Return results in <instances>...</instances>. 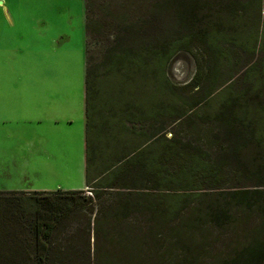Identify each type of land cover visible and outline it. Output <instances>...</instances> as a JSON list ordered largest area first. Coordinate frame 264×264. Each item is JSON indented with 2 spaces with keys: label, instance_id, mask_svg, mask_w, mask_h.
<instances>
[{
  "label": "trees",
  "instance_id": "trees-1",
  "mask_svg": "<svg viewBox=\"0 0 264 264\" xmlns=\"http://www.w3.org/2000/svg\"><path fill=\"white\" fill-rule=\"evenodd\" d=\"M114 1L86 0L87 187L98 198L102 191L115 190L117 212L107 218L118 224H127L134 212L149 219L154 229L139 226L133 230L141 241L156 240L161 234L156 228L173 223L176 232L173 237L181 245L185 262L205 259L210 252L207 241L212 228L235 226L239 214L251 218L257 215L252 224L256 236L216 258L222 264H251L264 259V181L259 177L264 169V53L255 61L252 58L264 50L263 35L258 29L260 20L264 21V0H228L218 4L207 0H135L138 10L151 8L145 15L157 31L148 21L144 28L133 20L136 10L123 3L127 0H119V4H113ZM204 11L205 19H201ZM251 12L257 13L254 21L246 17ZM161 15L163 21L158 22ZM91 40L107 42L99 60H94L90 52ZM195 45L203 49L210 66L203 75L204 69L198 64L191 80L178 88L166 76L167 63L178 51H190ZM237 48L252 58L245 71V86L236 90L234 76L230 75L216 87L225 67L234 65ZM140 66L160 69L161 78L153 91L158 101L153 115L166 111L178 121L199 108L205 107L204 112L214 109L216 103L214 116H210L221 121L228 138H234L233 145L222 155L213 157L201 147L182 144L175 137L166 138V129L162 128L140 145L121 151L120 136L134 133V129L126 125V121H131L128 116H121L117 107L106 105V92L110 87L123 86L122 78L135 77ZM203 78L211 82L207 89L202 84ZM159 97L166 101H159ZM179 101L184 109L179 108ZM249 177H255L256 187L228 186L229 181H245ZM81 191L0 190V211L7 204L4 199L10 195L27 198L24 204L17 202L20 213L12 214L18 217L11 219L20 225L26 223L19 226L22 230L0 226V264H117L110 260L113 257L110 254H105L109 260H101V249L96 244L93 256L90 248L85 253V262L66 263L65 258L75 254L53 246L54 233L64 221L58 218L56 225V208L46 209L41 201L32 198L50 194L83 196ZM67 203L70 205L71 201ZM8 208H14L11 202ZM69 211L58 213L65 218L71 215ZM95 226L93 233L97 236ZM117 233L120 241L132 238L123 228ZM139 255H146L141 247Z\"/></svg>",
  "mask_w": 264,
  "mask_h": 264
},
{
  "label": "rangeland",
  "instance_id": "rangeland-1",
  "mask_svg": "<svg viewBox=\"0 0 264 264\" xmlns=\"http://www.w3.org/2000/svg\"><path fill=\"white\" fill-rule=\"evenodd\" d=\"M224 1L228 0H207L215 4ZM123 3L136 10L133 20L147 28V21L150 20L145 11H152L151 8L141 9L140 5L141 10H138V3L135 0ZM123 3L121 1V4ZM113 4H119V0H115ZM205 15L204 11L201 19H205ZM246 15L248 20L254 21L253 16L257 13L251 12L250 15L248 13ZM161 17L162 15L158 22L163 21ZM165 18L168 19L167 16ZM150 24L155 31L158 30L154 23ZM258 29L263 35L261 41H264V21L260 20ZM110 40H113L112 37ZM87 42L86 0H0V190L56 191L80 189V185H85L80 177L82 174L85 176V173L81 170L82 152L79 147L80 128L83 125L85 127V123L76 119L73 124L76 140L71 144V157L68 160V153H65V145L62 143L60 146L54 145L50 148L55 158H49V155L43 152L37 143L36 118L39 99L46 100L48 97L46 92H52L53 87L58 108L63 107L67 98L74 107L72 111L74 118L84 114ZM106 44V41L99 43L97 40H91L89 49L94 60L100 59ZM108 45L113 44L108 42ZM263 53L264 50L252 56L253 61ZM252 58L237 48L234 65L230 68L225 67L224 75L217 81L216 87L220 86L222 80L233 75L235 89H242L245 86L243 82L245 71ZM198 64L203 67L205 75L210 61L201 47L195 45L190 51L180 50L169 59L166 76L175 86L181 88L191 80ZM136 70L132 79H121L123 86L120 84L117 88L110 87L106 92L107 106L117 107L120 110L119 114L128 116L131 121L139 120L135 123L126 121V125L131 130L133 128L134 133L120 136L121 151L130 150L137 143V146L140 145L154 131L162 128L166 129L164 133L166 138L175 137L182 144L201 147L213 157L222 155L233 145L234 138H228L227 130L221 121L210 116H214L216 103L213 104L214 109L204 112L205 107L201 110L199 108L196 113L193 112L178 121H174L172 114L166 111L153 115L158 103L153 91L161 78L160 69L140 66ZM202 84L204 89H207L211 82L203 78ZM158 99L166 101L162 97ZM179 104V108H185L180 101ZM259 177L264 181L263 168L259 172ZM255 182H257L255 177H249L245 181H229L228 186L247 185L248 188H254ZM87 191V187L82 189L83 196L50 194L32 197L33 201H41L46 209L56 208V225L58 218L64 221L54 233L53 246L75 254L73 257L65 258L66 263L85 262V253L90 248L93 256L96 244L101 249V260H109L105 254H110L113 256L110 260L117 264H222L223 261L216 257L227 255L256 236V228L252 224L257 220V215L251 218L250 215L239 214L240 219L235 226L210 230L211 238L207 241L210 252L205 259L185 262L181 257L183 254L180 251L181 245L173 237L176 233L173 230L175 226L173 223L156 228L161 232L156 240L141 241L134 235L133 230L135 228L138 230L139 226H143L144 229L151 226L154 229L155 225L150 223L149 219L134 212L127 224H118L113 218H107L108 215L114 216L117 212L114 210V203L118 197L115 190L102 191L99 198L94 190L93 196H87ZM26 199L24 195L19 197L10 195L4 199L7 204L0 211V215H4L0 219L4 221L0 226L6 225L22 230L19 226H25L26 223L20 225L11 219L18 217L12 214L20 213L17 210L18 203L24 204ZM70 201L71 204L68 205L67 202ZM8 202L14 206L13 209L8 208ZM66 210H70L71 215L68 217L64 218L58 213H65ZM94 226L97 236L93 233ZM122 228L132 238L120 241L117 232ZM205 243L206 241L204 245ZM140 247L146 252L145 256L139 255ZM251 264H264V259L252 261Z\"/></svg>",
  "mask_w": 264,
  "mask_h": 264
},
{
  "label": "crops",
  "instance_id": "crops-1",
  "mask_svg": "<svg viewBox=\"0 0 264 264\" xmlns=\"http://www.w3.org/2000/svg\"><path fill=\"white\" fill-rule=\"evenodd\" d=\"M56 85V82L54 83ZM53 87L52 92L47 91V99L42 101L40 98V104L38 107V114L36 118V133H37V143L43 150V152L49 155V158H55L54 154L50 150L51 146L56 145V147L62 143L65 145V153H68V160L70 159L71 144L75 143V132L72 129L73 124H75L76 119L85 123L80 128V150L82 152L81 156V170L85 173L86 168V113L80 114V118H75L72 116L73 106L70 105V99L64 100V105L62 108L56 106V91ZM45 92V91H43ZM67 145V146H66ZM56 153V152H55ZM58 161V158L56 162ZM81 179L85 182V185H80V189L72 190H82L86 189V176L80 175ZM85 178V180H84ZM63 190V189H60Z\"/></svg>",
  "mask_w": 264,
  "mask_h": 264
},
{
  "label": "built area",
  "instance_id": "built-area-1",
  "mask_svg": "<svg viewBox=\"0 0 264 264\" xmlns=\"http://www.w3.org/2000/svg\"><path fill=\"white\" fill-rule=\"evenodd\" d=\"M87 188H88L87 194H88V195H92V191H91V189H90L89 187H87Z\"/></svg>",
  "mask_w": 264,
  "mask_h": 264
}]
</instances>
